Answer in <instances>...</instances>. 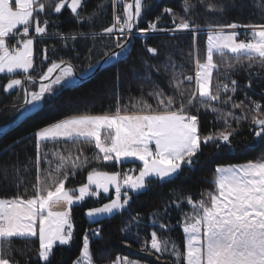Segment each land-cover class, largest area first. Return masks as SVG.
Masks as SVG:
<instances>
[{
  "label": "snow or ice",
  "instance_id": "6c2138e0",
  "mask_svg": "<svg viewBox=\"0 0 264 264\" xmlns=\"http://www.w3.org/2000/svg\"><path fill=\"white\" fill-rule=\"evenodd\" d=\"M108 3L111 26L95 32L96 14L106 12ZM87 6L88 0H0V74H5L8 81L2 90L5 94L15 91L17 96L23 93V103L12 106L18 118L30 116L45 102L56 100L64 88L77 85L101 63L125 56L134 28L141 39H147L150 33L168 34L171 39H176L178 33L191 34L192 48L188 55L195 62V74H186L170 53L163 63L144 61L141 91L150 84L148 96L155 104L143 94L139 98L130 97L134 102L122 104L118 74L114 112L72 115L32 133L27 138L29 142L34 139L36 149L35 182L31 187L20 178L18 155L16 163L0 167L5 180L9 179V168L15 170L16 188L14 196L0 198V264H20L17 253L27 258L26 264L28 261L52 264L57 246H70L75 240L76 208L102 192L110 202L87 209L89 229L84 233L80 254L73 261V264H94L90 241L101 238L102 230L91 228V224L98 223L101 217L127 212L121 231L130 233L136 228L134 235L139 242L143 218L138 213L131 214L133 199L154 184L168 183L186 171H193L206 148L214 150L211 155L225 150L235 152V138L244 121L250 120L255 126L249 131L257 138L245 148L251 151L256 143H264V105L249 94L264 84V23L211 22L228 11L249 7L264 20V0H183L182 14L164 7L159 16L148 22L147 28L138 27L151 8L146 0H99L92 12H88ZM197 8L213 14L204 26L195 22ZM64 9H70L78 26L68 32L59 28ZM164 17L170 18V27L162 23ZM85 23L89 25L88 31L82 30ZM205 28L206 52L201 58L198 36ZM240 29L245 30V39H238ZM49 40H59L60 47L48 45ZM88 40L93 41L90 46ZM76 41H85L84 53L77 49ZM96 42L105 45L104 55L102 60L92 63ZM38 44L45 45L42 58L34 53V45ZM61 49L70 53L69 59L59 54ZM147 52L152 57L160 56L156 47H147ZM85 63L87 67H83ZM161 70L169 78L171 94L152 80V73L159 74ZM131 71L138 72L135 66ZM241 71L248 78L243 86L234 78ZM238 92L243 93V100L236 99ZM261 93L264 94V88ZM193 108L196 113L201 109L213 113L222 126L204 135L199 116L191 111ZM236 109L241 110L240 115ZM24 142V138L14 141L4 151L12 152L14 146ZM60 142L65 144L63 152ZM48 144L54 147H47ZM93 144L98 152L90 157L83 146ZM93 161L120 169L134 167L114 172L91 167L86 183L69 186L71 179L89 169ZM32 163L28 157L25 172L30 171L28 165ZM137 170L138 175H134ZM212 185L213 190L202 192L199 200L186 194L182 187L174 188L149 213L150 224L158 225L160 231L152 230L150 240L145 238L140 250L155 256L160 264H264V156L242 164L218 165ZM109 187L114 188L115 198L108 195ZM185 203L190 211L185 210ZM173 211L179 213L178 224L184 234L182 246L171 236L175 227L170 223ZM161 232L167 236L161 238ZM33 238L38 240L33 256L14 243L17 239L24 241L31 252L29 245ZM112 264L139 262L117 257Z\"/></svg>",
  "mask_w": 264,
  "mask_h": 264
},
{
  "label": "trees",
  "instance_id": "16d2710c",
  "mask_svg": "<svg viewBox=\"0 0 264 264\" xmlns=\"http://www.w3.org/2000/svg\"><path fill=\"white\" fill-rule=\"evenodd\" d=\"M99 0H88V12H92L95 5ZM151 4L150 10L145 14V17L138 22L139 28H147L148 22L159 16L164 7H171L178 13L182 14V2L183 0H146ZM197 15H195V22L204 26L208 22V18L213 14L207 13L203 8H197ZM55 15V14H54ZM112 11L110 3L107 5V11L96 14L94 21L95 32H100L104 27L111 26ZM212 23H264L260 17L254 14L252 7L246 8L243 11L231 10L225 13L223 16H217L211 20ZM162 23L167 26H171L169 17H164ZM75 20L72 18V14L68 9L62 10V15L59 22V28L63 32H68L70 29H76ZM89 25L85 23L83 31H88ZM207 29L198 36V46L200 57L203 58L206 52V40H207ZM48 45L60 47V41L49 40ZM93 43L92 40H88L87 44L90 46ZM110 43V42H106ZM85 41H76V47L81 52H85ZM45 45L38 44L34 45V53H39V57L43 56V49ZM147 47H156L159 49L160 56L152 57L147 52ZM95 52L92 56V63L97 60H101L104 55L105 45L96 42ZM192 48V36L189 33H178L176 39H171L168 34L162 33H150L147 39H141L140 33L136 30V35L133 36L132 41L129 45V49L125 56L120 57L119 60L113 61L103 67L93 77L77 84L70 88H64L60 93L59 97L51 102H45L41 105L39 111L32 113L30 116L25 117L17 126L10 131L6 132L0 137V167L12 165L17 161V155L19 158L20 178L23 183L31 187V184L35 182V158L36 149L34 139L29 142L28 137L36 130L50 126L51 124L58 122L61 119L67 118L72 115L78 114H104L106 112H114L116 109V90L114 88L116 76L119 74V94L121 96V103L128 104L130 97L139 98L142 94L150 102L155 104L152 97L148 96V92L151 90V85L146 84L141 91V83L143 76L144 61H148L149 64L163 63L167 59V54H171L173 59L176 61L177 66H183V70L186 74L192 75L195 72V62L188 55ZM60 55L64 56V59H69L70 53L61 49ZM217 62H221L219 57H216ZM36 63H39L37 58ZM79 64V61H74ZM138 70L137 73L131 71L132 67ZM46 67V66H45ZM83 67H87V64H83ZM80 69L78 68V71ZM223 71V68L221 69ZM32 71V70H31ZM260 71V69H256ZM89 73V72H88ZM241 86L248 82L246 73L240 72L235 75ZM152 80L160 85L168 94L173 92V89L169 87V78L164 74L163 70L158 74L152 73ZM7 78L5 75L0 76V129H3L10 125L18 114H14L13 104L19 106L23 103V93L19 96L15 94V91L11 94L3 93L2 86L6 84ZM261 88H264V84H260L255 87L253 91H250L252 99L260 102L264 105V94L261 93ZM38 90V85H37ZM236 99L243 100L244 97L236 95ZM221 107L230 108V105ZM194 114H197L201 121V131L204 135H207L210 131H215L222 126V121L217 122L215 115L211 112H206L201 109L199 113H196V109L191 110ZM237 115H240L241 110H235ZM233 122V127H235ZM254 128V125L250 124L249 121H244L241 124L239 134L235 138L237 149L235 152H229L227 150L211 155L214 151L212 148H206L201 154V162L193 171H186L185 173L178 176L175 180L163 184H154L147 192L140 195L131 201L130 212L132 215L137 213L143 218V226L139 229L141 235L139 242L135 237L136 228H133L130 233L122 232L121 229L124 226V222L128 217V213L125 212L123 215L117 213L113 216L99 220L98 223L91 224V228H100L102 230V237L99 239L93 238L90 241V253L93 255V260L96 264H112L117 257L129 258L132 260H138L146 262L148 264H160L155 259V256H150L146 252L140 250L141 243L145 238L150 240V233L152 230L160 231L158 225H151L148 219L149 213L154 211L161 203L162 200L167 199L174 188L182 187L186 190V194H190L196 200L201 198V193L205 191H212L213 175L215 168L219 166H225L229 164H242L250 160H255L264 156V143H256L255 148L251 151L245 148L247 144H253L257 138L254 132L249 131V128ZM24 138V143L19 146H14L12 152H5L4 149L9 145H13L14 141ZM47 147H54L52 144H48ZM65 144L60 142L59 148L63 152ZM71 148V145H68ZM79 147V146H78ZM84 150L88 156H92L97 153L98 150L93 145H84ZM76 150L73 149L75 155ZM66 154V153H64ZM31 157L33 163L28 165L30 171H24V165L27 163V158ZM132 165L126 166L129 167ZM91 167H96L101 171H124L118 167L104 162L93 163L89 166V169L84 170L78 174L75 178H72L69 186L76 187L81 183L86 182L87 171ZM14 169L9 168V179H4V173L0 171V198L12 197L16 194V188L13 186L15 180L13 178ZM23 191V187H21ZM31 193L29 192V195ZM97 203L92 199L81 207H77L74 212V232L75 240L70 246H57L55 256L53 257L52 264H73V261L80 254L82 247L83 236L86 230L89 229V223L87 222L84 213L85 211ZM184 208L186 211H190V208L185 203ZM179 213L173 211L170 223L175 225L171 232L172 238L183 245L184 236L182 228L178 224ZM167 233L161 232V238H165ZM15 245L27 252L28 256L34 255V250L38 247V240L33 238V243L29 245L33 250L28 251L25 247V242L22 240H15ZM17 259L20 260V264H26L27 258L17 253ZM27 264H31L28 261Z\"/></svg>",
  "mask_w": 264,
  "mask_h": 264
},
{
  "label": "water",
  "instance_id": "95a60500",
  "mask_svg": "<svg viewBox=\"0 0 264 264\" xmlns=\"http://www.w3.org/2000/svg\"><path fill=\"white\" fill-rule=\"evenodd\" d=\"M70 11V9H68ZM71 13V12H70ZM136 35V29H133V36ZM132 37L129 38V45L132 41ZM116 51H119V49H116ZM103 59V58H102ZM101 59V60H102ZM107 64L109 63H101L100 65H98L96 68H94L92 71H90L89 73L86 74V76L78 83H82L84 81H87L88 79H90L91 77H93L96 73H98L103 67H105ZM25 118V117H24ZM24 118H18V115L16 116V118L13 120V122L8 125L7 127H5L4 129L0 130V137L2 135H4L6 132L10 131L11 129H13L15 126H17Z\"/></svg>",
  "mask_w": 264,
  "mask_h": 264
},
{
  "label": "rangeland",
  "instance_id": "374dc122",
  "mask_svg": "<svg viewBox=\"0 0 264 264\" xmlns=\"http://www.w3.org/2000/svg\"><path fill=\"white\" fill-rule=\"evenodd\" d=\"M206 32H207V31H206ZM238 39H240L239 36H238ZM194 73H195V72H194ZM103 131H104V130L102 129V130H101L102 135H103ZM136 163L139 164L138 161H137ZM134 175H138V170L136 171V173H134ZM86 182H87V179H86ZM86 182H85V183H86ZM79 186H80V185H79ZM79 186H76V187H79ZM108 195L111 196L112 198H115V190H114V188L109 187V194H108ZM92 200L95 201V202L97 203L96 207H100V206H102L104 203H109V202H110L109 199H108L107 197H105L104 194H103L102 192L99 194V196H98L97 198H92ZM97 201H98V202H97ZM57 210H60V209H57ZM86 211H87V210H86ZM86 211H85V213H86ZM85 213H84V216H85V218H86V220H87V222H88V219H87ZM104 218H107V217H101L99 220L104 219ZM88 223H89V222H88ZM124 258H125V257H124ZM124 258H121V259L123 260ZM131 260H132V259H131ZM135 261L139 262V264H148V263H146V262H142V261H138V260H135ZM94 264H96V263L94 262Z\"/></svg>",
  "mask_w": 264,
  "mask_h": 264
},
{
  "label": "built area",
  "instance_id": "2783aa9c",
  "mask_svg": "<svg viewBox=\"0 0 264 264\" xmlns=\"http://www.w3.org/2000/svg\"><path fill=\"white\" fill-rule=\"evenodd\" d=\"M238 32H240V36L242 39H245V36L243 35V33L245 32L244 29H240V30H237ZM195 74V73H194ZM194 74H192L194 76ZM237 95L241 96V97H244L243 93L242 92H238ZM134 174V173H133Z\"/></svg>",
  "mask_w": 264,
  "mask_h": 264
},
{
  "label": "crops",
  "instance_id": "0c3cea01",
  "mask_svg": "<svg viewBox=\"0 0 264 264\" xmlns=\"http://www.w3.org/2000/svg\"><path fill=\"white\" fill-rule=\"evenodd\" d=\"M30 72H31V70H30ZM1 75H5V74H0V76H1ZM225 166H227V165H225ZM183 236H184V234H183Z\"/></svg>",
  "mask_w": 264,
  "mask_h": 264
},
{
  "label": "bare ground",
  "instance_id": "6f19581e",
  "mask_svg": "<svg viewBox=\"0 0 264 264\" xmlns=\"http://www.w3.org/2000/svg\"><path fill=\"white\" fill-rule=\"evenodd\" d=\"M4 129V128H3ZM0 130H2V129H0Z\"/></svg>",
  "mask_w": 264,
  "mask_h": 264
}]
</instances>
